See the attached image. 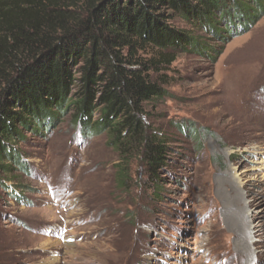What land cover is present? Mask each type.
<instances>
[{
    "label": "rangeland",
    "instance_id": "1",
    "mask_svg": "<svg viewBox=\"0 0 264 264\" xmlns=\"http://www.w3.org/2000/svg\"><path fill=\"white\" fill-rule=\"evenodd\" d=\"M253 17L222 38L173 19L203 50L185 46L169 63L139 52L162 64L150 73L162 98L140 106L165 141L156 185L141 158L122 164L105 132H83L74 108L41 134L20 129L7 150L15 170L0 176V264H264V11ZM80 92L75 83L70 97Z\"/></svg>",
    "mask_w": 264,
    "mask_h": 264
},
{
    "label": "trees",
    "instance_id": "2",
    "mask_svg": "<svg viewBox=\"0 0 264 264\" xmlns=\"http://www.w3.org/2000/svg\"><path fill=\"white\" fill-rule=\"evenodd\" d=\"M264 0H0V176L14 172L9 143L23 140L20 129L41 134L68 108L88 134L105 132L122 164L139 157L150 179L165 161V141L148 130L140 106L161 99L150 73L174 59L173 51L203 50L197 38L171 28L181 19L205 26L215 38L247 30ZM257 8V10L254 9ZM253 18V19H252ZM245 20V21H243ZM149 48L160 61L140 59ZM199 51V50H198ZM79 74V79H75ZM79 96L70 97L72 86ZM2 84V87H1ZM99 90V102L92 97ZM94 112L98 119L91 123ZM199 130L185 134L196 145ZM11 149V148H10ZM13 164L5 162L7 157ZM127 171L118 169L121 185ZM0 184L4 182L0 179ZM22 189V188H21ZM20 197L15 190L10 192Z\"/></svg>",
    "mask_w": 264,
    "mask_h": 264
},
{
    "label": "bare ground",
    "instance_id": "3",
    "mask_svg": "<svg viewBox=\"0 0 264 264\" xmlns=\"http://www.w3.org/2000/svg\"><path fill=\"white\" fill-rule=\"evenodd\" d=\"M235 75H237L238 77H236L238 80V78H240V75H241V72H237ZM232 80V79H230ZM236 226V225H235ZM237 230V229H236ZM238 233L240 235V237L242 238V241L246 244V238H247V235H248V232L247 230L245 229V223L244 222H240L239 225H238ZM248 239V238H247ZM244 245V244H243Z\"/></svg>",
    "mask_w": 264,
    "mask_h": 264
}]
</instances>
